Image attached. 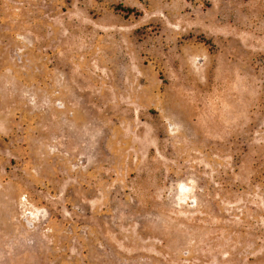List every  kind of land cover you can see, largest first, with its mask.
Returning a JSON list of instances; mask_svg holds the SVG:
<instances>
[{
    "label": "rangeland",
    "instance_id": "rangeland-1",
    "mask_svg": "<svg viewBox=\"0 0 264 264\" xmlns=\"http://www.w3.org/2000/svg\"><path fill=\"white\" fill-rule=\"evenodd\" d=\"M0 264H264V0H0Z\"/></svg>",
    "mask_w": 264,
    "mask_h": 264
},
{
    "label": "trees",
    "instance_id": "trees-1",
    "mask_svg": "<svg viewBox=\"0 0 264 264\" xmlns=\"http://www.w3.org/2000/svg\"><path fill=\"white\" fill-rule=\"evenodd\" d=\"M125 15H141V12L135 8H120Z\"/></svg>",
    "mask_w": 264,
    "mask_h": 264
}]
</instances>
